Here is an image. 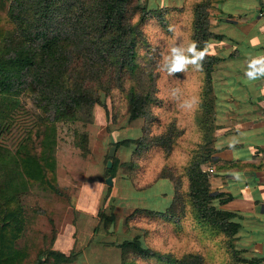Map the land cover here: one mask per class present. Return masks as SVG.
<instances>
[{"label": "trees", "instance_id": "obj_1", "mask_svg": "<svg viewBox=\"0 0 264 264\" xmlns=\"http://www.w3.org/2000/svg\"><path fill=\"white\" fill-rule=\"evenodd\" d=\"M210 17L211 0H181L178 6L156 9L147 8L141 0H0V264H68L75 259L74 250L50 245L27 261L28 245L18 242L26 236L28 221L21 196L32 187L59 194L57 124L92 122L96 105L108 116L114 113V120L127 117L129 122L160 107L159 122L147 135L143 127V135L116 139L112 144L133 147L126 162L133 188L143 190L167 178L174 187L173 198L163 210L127 207L122 221L128 228L136 222L149 223L150 234L164 226L189 238L185 245L167 251L148 244L139 234L110 242L119 249L120 264L247 261L234 247L240 227L236 214L222 207L232 196L212 194L206 170L211 164L215 99L211 73L219 58L205 45L222 37L211 30ZM193 43L205 55L200 67L188 63L183 71L173 72L183 77V89L179 84L176 94L160 93L157 101L150 89L140 87L138 75L152 72L148 69L151 56L156 68L154 59L162 63L172 47H183V54L190 56L187 47ZM164 62L168 71L170 64ZM189 78L194 82L187 83ZM191 88L194 100L181 97ZM22 93L34 98L39 112H29L19 102ZM107 98L112 100L111 111ZM186 102L201 115L179 130L169 120ZM73 144L86 155L88 132L74 129ZM117 162L114 156L105 177L115 176ZM110 191L108 186L104 202ZM115 210V204L100 207L93 231L102 227L108 231L116 220ZM55 237L53 229L52 242Z\"/></svg>", "mask_w": 264, "mask_h": 264}, {"label": "rangeland", "instance_id": "obj_2", "mask_svg": "<svg viewBox=\"0 0 264 264\" xmlns=\"http://www.w3.org/2000/svg\"><path fill=\"white\" fill-rule=\"evenodd\" d=\"M141 2L145 3L149 9H156L161 7L178 6L181 0H141ZM148 25V28L152 27L151 23H148ZM168 32L169 35L172 34L171 30ZM166 57L170 58V51H168V53L165 52L164 56L161 58V62L164 65ZM152 58L154 57L151 56V63L148 65V69L152 70V72L150 74L148 72L146 74L138 75V84L140 87L150 89L153 98L157 101H160L161 99L160 93L161 95L167 96H169V93L176 94V91H178L177 86L179 84L182 89L184 88L185 82L181 75L175 76L174 73L169 74V72L163 67V64L160 63L159 59L156 58L154 59V61H156L155 64H157V67L155 68L154 63H152ZM185 74L187 73H183V75ZM188 82L191 83L194 82V80L189 78L187 80V83ZM172 84H175L174 87ZM192 89L194 88L189 89V94H187V91L186 93H181V97L187 98L188 96L189 100H194L195 90L193 92ZM18 100L29 110V112H39L32 96L22 93L19 95ZM106 101L111 111V98H107ZM192 105L193 104H191L190 107L181 105V110H176L174 117L169 120V122L174 125L176 124L179 130H181L183 124L188 120L197 119L198 121L201 112L199 110L193 111V109H191ZM184 107H186V110ZM159 110L160 107H152L147 116L129 122L127 117L118 121L114 120V113H111L109 118L105 113L104 108L101 105H96L92 110V122L85 123L84 121L78 120L75 124H57L55 171L60 192L58 194L32 187L28 192L21 196L25 216L28 221L26 223V229L24 230L26 236L24 239H19L18 242L23 245L24 240V244L28 245L30 253L27 260L28 262L32 260L38 249L47 248L50 245L54 249L66 252L74 250L76 252L75 259L68 264H120L118 257L119 251L115 245L109 244L110 242H118L123 238H129L139 234L142 239L144 237L148 244H150V241L153 245L162 249V251H167L175 246H183V244L185 245L186 242L189 241L188 236L177 234L172 230L169 231L168 227L160 226L159 232L150 234V231H148L149 223L145 225L136 222L135 225H132V227L129 228L123 224L122 219L126 215L127 207H135L134 205H136V207L163 210L168 205V198L167 196H157L156 193L160 191L165 193L169 192L171 184L168 179H160L158 183L141 192L131 189L130 182L127 180L129 175L128 166L126 164V162L130 160V152L123 151L126 149L121 150L120 148H116L114 153V156H116L118 160L114 177L120 188H122L123 185L124 190L128 193V199H124L125 202L122 203L123 199L122 201L117 202L115 197H112L107 203H105L103 201L105 193L103 192V195H100L99 197L100 201L96 203L97 205L95 206L91 219L96 222L98 219L97 212L100 207L108 209L110 204H115L116 220L112 224V228L110 229L109 226L107 231L106 228L102 227L98 231L93 232L90 228L87 229L89 227L88 225L85 230H87L88 233L91 231L90 237H84V234L80 230H76V220L81 221L84 217V215H79L76 205L80 206L88 202L87 194L82 193V190L81 193H79L81 186L88 180L95 179V177L99 175H101V179L103 177V180H105V169L107 168L106 160L112 142L116 140V138L126 136L127 134L131 135L128 137L141 136L143 135V127L146 128L144 134L147 135V132H150L151 128H154V125L156 126L157 122H159L157 120V117L161 114L159 113ZM74 129L86 130L88 132L89 152L86 155H82L80 149L73 144ZM137 133L139 135H137ZM109 134L111 137H109ZM186 141L187 139L183 140V142ZM125 148H127V146H125ZM122 179H125L123 183H121ZM89 184L90 186L95 185V183L90 182ZM124 197H126V194H124ZM94 200H98V198ZM91 224L92 222H90V225ZM150 227L152 226L150 225ZM68 228H70V234L74 238V245L70 248L67 237L61 234ZM53 229L56 230L57 238L55 237L52 242L51 237ZM85 238L87 240H85ZM83 250L86 251L85 255L81 254ZM92 254L93 256L88 258Z\"/></svg>", "mask_w": 264, "mask_h": 264}, {"label": "crops", "instance_id": "obj_3", "mask_svg": "<svg viewBox=\"0 0 264 264\" xmlns=\"http://www.w3.org/2000/svg\"><path fill=\"white\" fill-rule=\"evenodd\" d=\"M210 28L222 36L205 45L209 53L219 58L211 73L215 99L209 144L211 164L206 165L210 192L232 196L222 207L235 212V220L240 224L235 233L234 247L247 260L240 264H264V75L258 74L255 79L246 75L250 61L264 57V0H211ZM128 136L131 135L116 139ZM131 147L119 146L117 149H126L123 151H129L130 156ZM160 179L167 178H159L151 186ZM89 182L95 185L90 186ZM169 183V192L156 193L157 196H167L168 205L174 189L170 180ZM108 186L99 175L85 182L79 190V193L82 190L87 194L88 201L76 205L79 215H84L81 221L76 220V230H80L84 237H90L99 221V217L96 222L91 219L92 213ZM130 188L136 190L131 183ZM112 197L117 202L123 199L122 203L128 199V193L123 185L122 188L117 185L115 177L105 203ZM96 198L98 200H94ZM88 225L89 233L85 230ZM61 234L67 237L69 248L72 247L74 238L70 228ZM85 250L81 254L85 255Z\"/></svg>", "mask_w": 264, "mask_h": 264}, {"label": "clouds", "instance_id": "obj_4", "mask_svg": "<svg viewBox=\"0 0 264 264\" xmlns=\"http://www.w3.org/2000/svg\"><path fill=\"white\" fill-rule=\"evenodd\" d=\"M182 49L183 47H172L170 49L172 53L171 59L167 57L165 58L170 64V67H168L169 74L183 71L185 65L188 63H194L200 67V61L203 60L205 53H198L194 43L188 45L187 47V52L191 54L190 56L184 55ZM258 74L264 75V57L252 59L249 63V70L246 72V75L249 79L258 78ZM185 106L190 107L191 104L186 102Z\"/></svg>", "mask_w": 264, "mask_h": 264}, {"label": "water", "instance_id": "obj_5", "mask_svg": "<svg viewBox=\"0 0 264 264\" xmlns=\"http://www.w3.org/2000/svg\"><path fill=\"white\" fill-rule=\"evenodd\" d=\"M115 149H116V146L114 144H112L110 147H109V150H108V158L106 160V167L107 168H110L112 166V158L114 156V153H115ZM105 183L109 186H111L113 184V181H112V175L109 174L105 177ZM112 228V224L110 225V229Z\"/></svg>", "mask_w": 264, "mask_h": 264}, {"label": "built area", "instance_id": "obj_6", "mask_svg": "<svg viewBox=\"0 0 264 264\" xmlns=\"http://www.w3.org/2000/svg\"><path fill=\"white\" fill-rule=\"evenodd\" d=\"M206 170H207V171H209V169H208V168H207Z\"/></svg>", "mask_w": 264, "mask_h": 264}]
</instances>
